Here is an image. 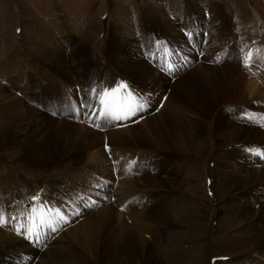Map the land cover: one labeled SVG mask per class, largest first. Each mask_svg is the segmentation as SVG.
Instances as JSON below:
<instances>
[{
	"label": "bare ground",
	"instance_id": "obj_1",
	"mask_svg": "<svg viewBox=\"0 0 264 264\" xmlns=\"http://www.w3.org/2000/svg\"><path fill=\"white\" fill-rule=\"evenodd\" d=\"M194 13L200 14L199 11L195 12V9L189 5L188 12L183 15L180 23L189 26L190 29H199V19L197 20L194 17ZM203 16V14L198 15V18L203 19ZM179 17L181 18V16ZM204 20L207 24V30L205 31H207L208 36L205 37L202 33V41L198 47L189 46L185 34L182 35L181 39L170 37L168 38L169 43H159L156 32L143 26L137 35L140 37L138 41L123 43L121 48L112 46L108 48L105 54L108 65L118 70L116 75L108 80L109 90H113V87L114 89L117 88L121 83L126 84L130 89L136 87L140 90L145 89L144 93L146 94L141 97L131 92L138 102L143 104V107L152 102L149 95L158 96L160 94L149 93V84L145 83L149 80H143V70L140 67L136 68L138 69L137 72L132 69L130 75L127 76V69L140 63L135 59L127 60L129 55H134L137 51L139 53L135 57L145 55L155 59L154 54H159L158 51L161 50V45H164L165 48H162V50L166 51L168 57V59H164L166 62L172 60L170 59L171 48H176V45L170 48V44L173 46L178 40L179 45L185 47V49L187 48L185 57H180L178 60L180 62L179 70H183L181 65L184 61L191 63L193 59H198V52L202 56H209L211 51L214 50L207 57L211 58L206 60L213 63H195V70L198 71L190 79L191 85H189V88L186 87V75H181V71L171 74L172 72H169L168 66H166L164 74L157 70L156 82L158 89H161L162 92V97L157 103V108L159 107L157 115L151 117L149 110L142 109L131 116L132 119L115 122L117 126L122 127L120 129H116V127L113 129L106 125L104 132L99 133L83 124L51 117L52 122L48 124L54 128L38 136L40 139L36 137L33 139L32 134H27L26 139H20L16 133V124L23 120L22 115L25 112L18 114V117H16L17 113L10 111L11 106H14L13 103L25 104L22 109L26 111L28 108L31 111L33 108L31 109L30 101L33 99L37 106L48 111L47 108H50L51 102L49 100L44 102V97H48L45 93L48 95L53 94L52 97L57 99L58 96L73 95L78 92L85 98L84 87L90 81L85 78L84 70L92 62L89 63L82 49L76 50L70 56L69 62L71 65H75L74 70H77L75 73V77L78 78L77 88L79 89L77 91L69 90V88H74L71 86L70 80L67 79L69 72L51 68L54 61L50 55H41L34 60L38 65L48 61V63H45L47 66H43V70L40 69L38 72L43 81L41 83H36L34 73H30L31 63L18 65V62H14L12 66L7 67L6 73L10 76L6 77L9 80H12L13 74L18 72L17 79L11 82L18 83L21 96L11 100L8 94L0 93V155L14 154V159L12 158L9 163L13 166L14 173L7 180L10 194L5 193L0 185V214L6 220L10 217L9 224L14 226L12 228L7 223L0 225V263L4 261L5 263L23 264L24 261L21 263L10 261L11 255H17L20 260L22 257L36 258V262L33 261L34 264H80L81 258L74 251V247L78 250V246L71 245V243L76 242L83 247V251L87 250L92 263L108 264V255L102 248V238L104 236H101V234L109 226L107 223L112 220L118 223V230L115 231L119 233L116 236L118 246L124 244L127 233L137 231L138 243L147 248L149 245L147 242L149 239V230H147V225L150 223L149 211L154 209L157 212L160 205L168 207L172 199L183 196L184 185L179 183L178 178L180 176L175 172V168L183 161V153H188L184 139L188 141L191 150L197 139L209 138L207 134L210 131L211 115L213 114L217 119V127H225V123H227L231 127L243 128L239 130L234 141L236 145L220 155L216 178L219 184L226 185L224 192L228 204L233 207L232 212H238L237 218H241L242 224L250 228L249 235L251 239L248 241L242 264H264V158L253 154V151H251L264 152V131L259 132L251 129L249 125L242 123L241 119H234L235 115L232 114L233 111L235 114L238 110L236 104L241 103L238 98L240 96L238 84L244 74L245 51H249L250 47H254L250 58L251 62L261 65L264 62V42L261 40L260 45L257 46L241 39L236 28L232 26V20L227 11L220 5L213 6L209 13L204 16ZM123 36L124 31L121 27H118L117 35L114 38ZM111 42H113V39ZM140 42L143 47L142 50L138 51ZM218 50L222 54L223 60L215 64L216 51ZM118 51L120 52L117 53ZM115 54L118 57H114ZM178 55L181 56V54ZM47 56L48 59L45 61ZM122 61L123 66L121 65ZM53 69H55L56 80L43 78L47 76V72H51ZM258 69L254 65L251 66L253 74L250 76V90L252 96L258 94V98L264 101L262 95L264 89L261 90L264 69L259 70V73H257ZM124 74L123 78L116 79ZM97 79L100 83L105 82V79L101 77H97ZM44 84L55 85V92L51 93L43 89ZM150 84L154 87V80ZM125 92H127V89H122L120 94L123 95ZM145 99H148V101L144 103ZM243 105L241 103V106ZM231 106L233 111L228 112L226 109ZM33 110L40 113L36 108ZM41 114L44 113L41 112ZM60 114L62 113L58 114V111H55V117ZM97 116V114L93 117L90 115L89 118H97ZM163 116V122L157 124L155 118H162ZM136 121L142 126V130L133 129ZM13 128H15V131L11 134ZM33 128L38 133V129L34 125ZM57 132L60 133L59 136L55 140L50 139V136L57 135ZM87 140H90L91 144L83 146ZM106 145L108 146L106 147ZM50 147L55 148V152H47ZM49 153L50 155H48ZM85 161L90 165L84 167L82 163ZM21 164H23V168L25 167L28 170L39 169L44 172L45 179L37 181L26 178V175L22 172L23 169L19 168ZM129 165L130 167H128ZM116 166L120 167V169H117L120 172L119 177L111 172L112 169L110 171V168L115 169ZM52 172H55V174H51ZM100 175L116 185L113 190L115 197L113 203L101 204L97 202L93 209L82 210V214L77 216L65 231H61L58 227L55 233L47 226H41L38 218H36L35 223L41 232L40 236H49L54 233V238L44 245V247L47 246L45 249H35L33 245L26 242L23 235L18 234V229L23 232L26 227H30L21 218L23 212H25L24 220L26 223L29 220L27 216H30L29 210L31 208L39 209L41 203L46 208L50 205L51 209L55 208L66 215L65 213L70 211V205L66 201H68L71 193L83 189L90 192L92 191L91 187L101 186ZM47 177H49V180L46 179ZM104 184L105 180H103ZM172 185L176 187L171 188ZM96 189L99 190V188ZM27 196L30 198V203H32L29 209L23 208ZM127 196L128 200H132L130 207H126L129 203L126 201ZM93 197L94 194L92 193L91 198ZM73 199L70 201L72 202L71 208L76 205L75 202L73 203ZM190 199L192 202L196 200L193 197H190ZM35 201L37 205L33 204ZM9 207L11 210L6 211L5 209ZM124 210L130 211L131 222L129 224L135 230L127 229L123 214ZM201 214L202 210L193 208L192 215L197 221H200ZM152 219L155 220V218ZM162 224H166L168 229L174 230L177 235L191 228H187V225L179 222V220L174 221V223L162 222L160 225ZM160 225L157 228L152 226L150 230L154 234L158 232L159 236L163 234L164 239H166V229H162ZM179 225L184 226L180 227ZM132 236L134 237L133 234ZM157 240V238H154V244H157ZM60 244H64V251H58L57 249L54 251L53 249L58 248ZM167 245L171 247V250L177 252V249L173 246H179L180 248L181 242L171 240ZM130 255L133 256L132 251Z\"/></svg>",
	"mask_w": 264,
	"mask_h": 264
},
{
	"label": "rangeland",
	"instance_id": "obj_2",
	"mask_svg": "<svg viewBox=\"0 0 264 264\" xmlns=\"http://www.w3.org/2000/svg\"><path fill=\"white\" fill-rule=\"evenodd\" d=\"M189 5L195 9V12L199 11L200 13H194V17L197 18V20L199 19V29H190L189 26L180 23L183 15H186L188 12ZM215 5H220L227 11L232 20V26L236 28L241 39H245L247 42L249 41L257 46L260 45L261 40L264 42V0H0V93L3 92V94H8L11 100H15L16 97L21 96L20 90H18V83L11 82L17 79L18 72L13 74L12 80L6 77L10 76L6 73L7 67L12 66L14 62H18V65L22 63H31L30 73H34L36 83H41L43 81L38 72L40 69L43 70V66H47L45 63H48V61L39 63L38 65L34 60L41 55H50L54 61L51 68L69 72L67 79L70 80L71 86L74 87L69 88L70 91L72 89V91H77L79 89L77 88L78 78L75 77L77 70H74L75 65H71L69 62L70 56L73 55L76 50L82 49L89 63L92 62L84 70L85 78L90 81L84 87L85 98L78 92L73 95H61L58 96L59 98L57 99L52 97L53 94L48 95L45 93L48 97H44V102H47L46 100L51 102L50 108H47L49 112L37 106L33 99L30 101L31 109L36 108L40 113H37L33 109L29 111L28 108L25 111V109H22L25 104L14 102V106H11L10 111L17 113L16 117H18V114L25 112L22 115L23 120L16 124L17 136L20 137V139H26L27 134H32L33 139H35V137L40 139L38 136L54 128L48 124L52 122L50 119L51 117H58L68 122L83 124L99 133L104 132V127L107 126L113 129L115 127L116 129H120L121 126L116 125L119 121H105L103 118H89L90 115L93 117L90 108L96 103L93 99V91L95 90L96 93H100L103 90H109L110 85L108 80L113 78L118 71L108 65L107 59L105 58L108 48L110 46L121 48L123 43L138 41L140 37L137 35L143 26L151 28L152 31L156 32L159 43H169L168 38L170 37L181 39L182 35L185 34L188 45H191V47H198L202 41V33L203 36H208L207 31H205L207 30V24L204 20V16L207 15L209 10ZM201 13L204 15L203 19L198 18V15H202ZM179 16H181V18ZM118 27L122 28L124 36L114 38L115 35H117ZM112 39L113 42H111ZM142 45L143 44L140 42V49L138 51L142 50ZM175 45L176 48L174 47ZM161 46L165 48L164 45ZM171 47H174V49ZM162 48L158 51L159 54H154L155 59L145 55L135 57V55L139 53L137 51L134 55H129L127 57V60L135 59L140 61V63L127 69V76L130 75L129 73L132 72V69L134 72H137L138 69L136 68L140 67L143 70V80H149V82L145 81V83L149 84V93L160 94L158 96L149 95L152 102L148 104V106L146 105V107H143L145 111H150L151 117L157 115L156 113H158L159 110V107L157 108V103L162 97L161 89H158L156 82L155 75L157 70L164 74L166 66H168L169 72H172L171 74L181 71V75H186V87L189 88V85H191V82H189L190 79L198 71L197 69L195 70V63L210 62L206 60L211 57H207L214 52V50H212L209 56H202L200 52H198V59H193L191 63L189 61H184L181 65L183 70H179L180 62H178V60L180 57H185L187 48L185 49V47L179 45L178 40L173 46L170 44V51L173 52H171L170 58L172 60L166 62L164 59H168V57L165 53L166 51L164 49L162 50ZM253 50L254 47H250L249 51H245L246 58L243 62L245 63L244 74L240 81L241 84H238L240 91V96L238 98L241 100L239 102L244 105L241 106V103L236 104L238 110L235 114L232 110V106L226 110L228 112L233 111L232 114L235 115L234 119L239 118L243 121L242 123L260 132L264 131V101L258 98V94L252 96V91L250 90V76L253 74L251 66L254 65L258 67L257 73H259V70L264 69V62L259 65L256 62L252 63L251 59H247L249 54H253ZM119 52L120 51L117 53ZM216 52L217 59L215 64L223 60L219 50ZM178 54H181V56ZM114 57H118L117 54H115ZM46 59H48V56L45 58V61ZM121 65L123 66V61ZM169 65H171V67H169ZM47 73V76L43 78L56 80L55 69ZM96 76L105 79V82L100 83ZM124 76L125 74L116 79L123 78ZM153 80L155 82L154 87L150 84ZM44 85L43 89L51 93L55 92V85ZM262 89H264V80L261 83V90ZM144 90L145 89L140 90L138 87L132 89L127 87V92H133L138 97L146 94ZM262 95L264 96V94ZM53 99H55V101H53ZM248 99H251V101ZM146 101H148V99H145L144 103ZM55 111H58V114H62L55 117ZM41 112L44 114H41ZM96 114L99 115V112L97 111ZM249 116H251L252 119H249ZM129 119L132 118L130 117ZM163 119L164 116L162 118H155L157 124L162 123ZM135 123L136 124L133 126L134 130L143 129L142 126L138 124L139 122L136 121ZM95 124L102 125V127H97ZM33 125L38 129V133L34 130ZM242 129L243 128L237 126H228L227 123H225V127H217V119L215 115L212 114L210 131L207 134L210 139H206L205 137L197 139L196 144L191 150L188 141L184 139L188 153H183V161L175 168V172L180 176L178 178L179 183H183L184 185L183 196L172 199L168 207L160 205L157 212L156 210L154 211V209L149 211L150 223L147 225V230H149V239L147 242L149 245L147 248L144 247L143 244L138 243L137 231H131L129 233L130 235L127 233L124 244L118 246L116 236L119 233L115 232L116 229L118 230V223L115 220L108 222L107 225L109 224V226L106 227V229L109 228L108 231L105 229L101 234V236H104V238H102V248L108 255V264H242V259L247 251L248 241L251 239L249 235L250 228L242 224L241 218H237L238 212H232L233 207L228 204L226 193L224 192L226 185L223 183L219 184L216 178L218 161L221 158L220 155L231 150V148L236 145L234 141L238 136L239 130ZM14 131L15 128L11 130V134H13ZM59 134L60 133L57 132V135L50 136V139L55 140ZM90 144V140H87L83 146H88ZM107 146L108 145H106V147ZM47 152H55V148L50 147ZM50 153L48 155H50ZM13 157L14 154L11 153H8L7 156L0 155V185L7 194H10L7 180L12 173H14L13 166L9 164ZM82 164L84 167L90 165L87 161ZM116 167L115 169L113 167L110 168V171L112 169L111 172L119 177L120 172L117 169H120V167ZM128 167H130V165ZM19 168L21 170L23 169V174L30 180L39 181L46 177L44 172L39 169L34 171L28 170L25 167L23 168V164H21ZM51 174H55V172ZM104 178L103 175L99 177L102 181L101 186L96 187L99 188V190L95 187H91L92 191L90 192L83 189L71 193L68 201H66L68 205H70V211H66L67 213L64 215L67 222L60 221L57 223L55 225L57 229L59 227L61 231H65L71 222L82 214V210L93 209L97 202L103 204L113 203L115 201L113 190L116 185H113L110 180ZM46 179L49 180V177ZM103 180H105L104 185ZM175 187L176 186L173 185L171 186V188ZM167 189L169 190V188ZM92 193L95 198H91ZM75 197L77 198L75 199ZM190 197L196 200L192 202ZM72 198H74L73 203L75 202L76 205L71 208L72 202L70 201ZM126 201L129 202L126 207H130L132 200H128L127 196ZM24 202L23 208H31L32 203H30V198L28 196L25 198ZM33 204L37 205V202L35 201ZM41 205L43 204L41 203ZM50 207L49 205L48 208ZM193 208L202 210V214L200 215L201 222L197 221L194 215H192ZM9 209L11 210L10 207L5 210L9 211ZM53 210L56 209L53 208ZM123 214L127 229L135 230V228L131 227L129 224V222H131L129 217L130 211L124 210ZM157 215L158 218L156 219ZM21 216L25 224L28 226L32 225V217L27 216L29 220L26 223L24 220L25 212H23ZM37 218L39 221V217ZM152 218H155V220ZM178 220L184 225H187V228H191L177 235L174 233V230L168 229L166 224L160 225L162 222L165 223L169 221L174 223V221L177 222ZM9 223L10 217L7 220V225H10ZM158 225H160L162 229H166V239H164L163 234L159 236L158 232L154 234L150 230L152 226L157 228ZM184 225L179 226L183 227ZM11 227L14 228V226ZM54 233L49 236H40L38 242H33L29 239H26V242L33 245L35 249H45L47 246L44 247V245L54 238ZM154 238L159 240H157V244H154ZM33 240H35V237H33ZM171 240L181 242L180 248L179 246H173L177 249V252L171 250V247L167 245ZM71 245L78 246V250L74 247V251H76V255L81 258L80 264H97L95 262L92 263L87 250L85 249V251H83V247H81L80 244L75 242L71 243ZM63 246L64 244H60L58 248L54 246L55 248L53 250L55 251V249H57L58 251H64ZM51 247L53 248V246ZM130 249L133 256L130 255ZM23 258L24 257L20 260V257L17 255H11L10 261L16 263L24 261L23 264H31L33 261L36 262L37 260L34 257H25L24 260H22ZM34 262L32 264H34ZM0 264L12 263L1 261Z\"/></svg>",
	"mask_w": 264,
	"mask_h": 264
},
{
	"label": "snow or ice",
	"instance_id": "obj_3",
	"mask_svg": "<svg viewBox=\"0 0 264 264\" xmlns=\"http://www.w3.org/2000/svg\"><path fill=\"white\" fill-rule=\"evenodd\" d=\"M251 54L247 59H250ZM247 63V60H246ZM171 67V65H169ZM127 89V85L121 83L117 88L113 90H103L100 93L93 91V99L95 100V105L90 108L93 115L99 112L97 119L103 118L105 121L109 120H125L129 119L131 116L135 115L137 111L143 109V104L139 103L137 98L128 91L121 95V90ZM78 111V110H77ZM252 119L251 116L248 117ZM97 127H102V125L97 124ZM253 154L264 158V152L259 150H251ZM29 214L32 217L33 223L30 227H26L23 232L19 229L18 234L23 235L26 239L33 242H38L41 232L38 230L35 220L39 217V224L41 226H47L51 231L55 232L57 230L56 224L60 221L67 222L66 217L59 211L53 210L51 208H46L41 205L39 209L31 208ZM51 214V215H50ZM14 219V218H13ZM7 220L0 214V225L6 224ZM24 227V226H22ZM35 237V240H33Z\"/></svg>",
	"mask_w": 264,
	"mask_h": 264
}]
</instances>
